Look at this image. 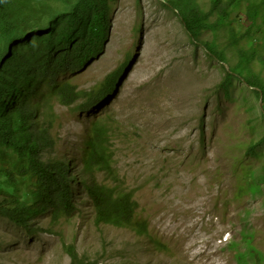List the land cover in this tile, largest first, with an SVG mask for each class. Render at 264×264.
I'll list each match as a JSON object with an SVG mask.
<instances>
[{
  "label": "rangeland",
  "instance_id": "374dc122",
  "mask_svg": "<svg viewBox=\"0 0 264 264\" xmlns=\"http://www.w3.org/2000/svg\"><path fill=\"white\" fill-rule=\"evenodd\" d=\"M195 1L210 11V0ZM175 7L171 0H112L105 52L62 80L91 89L131 59L118 91L88 114L52 100L59 145L48 156L78 158L93 122L110 117L114 165L151 235L98 227L90 203L79 201V211L55 228L48 215L33 224L53 233L29 236L1 216L0 264H70L63 243L101 264H264V145L256 156L247 153L264 138L261 98L239 78L222 89L227 70L205 44L216 33L204 31L196 43ZM245 11L240 24L235 11L230 21L241 34L249 23ZM258 34L261 42L243 39L240 46L264 55ZM228 37L219 32L221 47ZM228 55L226 68L239 66L236 48ZM246 75L264 82V64L256 61Z\"/></svg>",
  "mask_w": 264,
  "mask_h": 264
},
{
  "label": "trees",
  "instance_id": "16d2710c",
  "mask_svg": "<svg viewBox=\"0 0 264 264\" xmlns=\"http://www.w3.org/2000/svg\"><path fill=\"white\" fill-rule=\"evenodd\" d=\"M111 1L0 0V217L24 228L29 236L53 233L52 228L33 224L48 215L55 228L79 211V201L90 203L98 227L107 224L151 235L148 224L137 217L134 191L124 187L114 165L110 117L93 122L89 141L78 158L48 156L59 145L53 98L61 105L74 106V112H94L113 98L129 69L131 59L91 89L62 80L85 70L105 52L111 38ZM171 2L184 12L181 21L196 43L204 31L216 33L205 44L207 54L227 70L222 89L227 91L239 78L259 95L264 108V82L246 75L256 61L264 64V55L261 48L240 46L243 39L251 46L261 42L258 33L264 34V0H210L207 13L195 0ZM244 9L249 23L241 34L230 21L235 11V23L240 24L239 12ZM223 30L229 33L225 47L218 40ZM231 47L241 59L239 66L226 68ZM262 145L264 138L247 153L256 156ZM76 161L80 165L74 173ZM63 250L70 264H101L81 257L74 244L63 243Z\"/></svg>",
  "mask_w": 264,
  "mask_h": 264
},
{
  "label": "bare ground",
  "instance_id": "6f19581e",
  "mask_svg": "<svg viewBox=\"0 0 264 264\" xmlns=\"http://www.w3.org/2000/svg\"><path fill=\"white\" fill-rule=\"evenodd\" d=\"M111 101V100H110ZM231 236V235H230ZM229 241V240H228Z\"/></svg>",
  "mask_w": 264,
  "mask_h": 264
}]
</instances>
